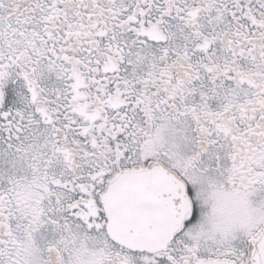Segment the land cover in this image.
Returning a JSON list of instances; mask_svg holds the SVG:
<instances>
[{
	"label": "snow or ice",
	"instance_id": "6c2138e0",
	"mask_svg": "<svg viewBox=\"0 0 264 264\" xmlns=\"http://www.w3.org/2000/svg\"><path fill=\"white\" fill-rule=\"evenodd\" d=\"M0 264H264V0H0Z\"/></svg>",
	"mask_w": 264,
	"mask_h": 264
}]
</instances>
